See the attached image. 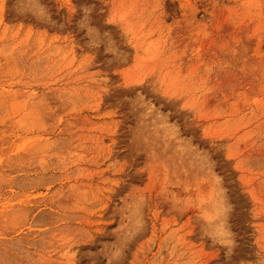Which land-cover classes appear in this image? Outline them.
Listing matches in <instances>:
<instances>
[{"label": "rangeland", "instance_id": "1", "mask_svg": "<svg viewBox=\"0 0 264 264\" xmlns=\"http://www.w3.org/2000/svg\"><path fill=\"white\" fill-rule=\"evenodd\" d=\"M0 264H264V0H0Z\"/></svg>", "mask_w": 264, "mask_h": 264}, {"label": "clouds", "instance_id": "2", "mask_svg": "<svg viewBox=\"0 0 264 264\" xmlns=\"http://www.w3.org/2000/svg\"><path fill=\"white\" fill-rule=\"evenodd\" d=\"M85 12H87V9H85ZM225 232L227 233V236L225 237V243H222L221 246L225 248H229L234 244V240L232 238V234L230 233V229L225 225ZM212 241L213 244L220 243L218 239H214L213 237H208Z\"/></svg>", "mask_w": 264, "mask_h": 264}]
</instances>
